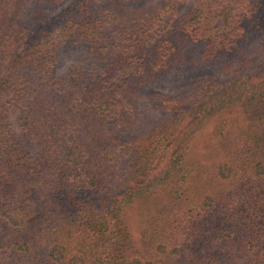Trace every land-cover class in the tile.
<instances>
[{"label": "trees", "instance_id": "trees-1", "mask_svg": "<svg viewBox=\"0 0 264 264\" xmlns=\"http://www.w3.org/2000/svg\"><path fill=\"white\" fill-rule=\"evenodd\" d=\"M0 264H264V0H0Z\"/></svg>", "mask_w": 264, "mask_h": 264}, {"label": "rangeland", "instance_id": "rangeland-1", "mask_svg": "<svg viewBox=\"0 0 264 264\" xmlns=\"http://www.w3.org/2000/svg\"><path fill=\"white\" fill-rule=\"evenodd\" d=\"M60 60L57 65V72H62L66 70L72 63L80 62L83 65H90V62L85 57V48L82 44H76V43H67L64 44L63 47L60 49ZM186 71V70H185ZM187 72V71H186ZM188 73V72H187ZM242 81V80H241ZM244 82V81H243ZM245 83V82H244ZM188 85V80L186 75H178L172 79H166L163 83L161 89L165 92H173V93H179L181 89L183 90V87ZM211 104H200L197 113L201 115V113H206L210 108ZM219 106V105H218ZM212 123H209L206 128L205 132L211 130ZM200 137L196 139V143H198ZM161 165L157 166V169H150L149 172L142 175V180L137 184L134 182H130L128 184L130 188H133L134 185L136 188H142L147 186L149 183H151L152 180H154L156 173L160 170V168L165 164L166 161H162ZM127 188V187H126ZM168 187L164 188V185L157 186L154 188V193L149 196V202H152L154 200H167L168 199ZM125 195L119 194V196H108V198H104L103 194H97L94 196H91L92 201L97 206V210H100L101 212H105V210H108V213L112 210H114L116 204L114 203L115 200H119L120 198H123ZM140 206V203L136 202L133 203L128 210L127 213V222L128 226L133 232V234L136 236L138 235L139 228H140V221L138 219V208ZM99 212V211H98ZM107 213V214H108Z\"/></svg>", "mask_w": 264, "mask_h": 264}]
</instances>
